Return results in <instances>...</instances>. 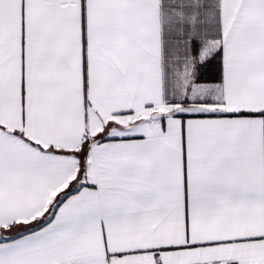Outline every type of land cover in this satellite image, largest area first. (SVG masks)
Here are the masks:
<instances>
[{
  "label": "snow or ice",
  "instance_id": "obj_1",
  "mask_svg": "<svg viewBox=\"0 0 264 264\" xmlns=\"http://www.w3.org/2000/svg\"><path fill=\"white\" fill-rule=\"evenodd\" d=\"M0 264H264V0H0Z\"/></svg>",
  "mask_w": 264,
  "mask_h": 264
}]
</instances>
